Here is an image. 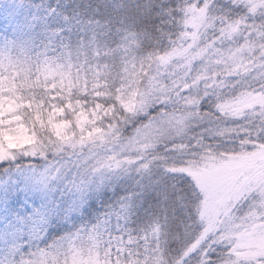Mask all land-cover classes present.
Returning a JSON list of instances; mask_svg holds the SVG:
<instances>
[{
    "label": "snow or ice",
    "instance_id": "6c2138e0",
    "mask_svg": "<svg viewBox=\"0 0 264 264\" xmlns=\"http://www.w3.org/2000/svg\"><path fill=\"white\" fill-rule=\"evenodd\" d=\"M0 264H264V0H0Z\"/></svg>",
    "mask_w": 264,
    "mask_h": 264
}]
</instances>
